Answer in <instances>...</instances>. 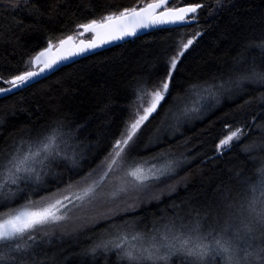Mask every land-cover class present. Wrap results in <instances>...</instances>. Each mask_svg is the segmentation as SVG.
<instances>
[{
    "label": "trees",
    "instance_id": "1",
    "mask_svg": "<svg viewBox=\"0 0 264 264\" xmlns=\"http://www.w3.org/2000/svg\"><path fill=\"white\" fill-rule=\"evenodd\" d=\"M138 0H24L9 1L10 10H0V74L9 76L24 69V61L49 40L74 32L75 25L113 10H121ZM191 1V0H190ZM205 2L196 24L157 30L123 44L87 56L69 64L51 76L0 99V159L10 154L21 141H31L38 134L62 126L68 131L60 148L68 155L86 154L80 164L60 162L53 165L41 185H32L29 193L47 195L72 181L75 171L87 176L99 171L101 161L111 151L126 123L137 107L149 97L138 91V81L160 77L158 69L172 54L176 41L185 42L195 32L200 35L185 53L174 88L158 110L149 117L138 133L141 138L130 159L155 153L162 146H171L192 161L184 170V185L168 198L140 203L132 219L144 227L167 218L190 220L198 213L204 222H223L229 218L228 205H234L245 193L243 180L253 175L257 181L264 167V151L246 145H264V105L256 102L264 88L245 86V93L231 92L209 116L193 123H178L167 117L177 99L189 93L192 84L206 80L221 83L237 66L264 67V0H194ZM176 4H180L177 0ZM172 5V4H170ZM6 8V7H3ZM189 96V95H188ZM229 95L227 94L226 97ZM254 103L241 109L245 100ZM259 113V115H258ZM255 118L253 127L250 120ZM180 122V121H179ZM231 129L252 125L239 145L213 156L220 136ZM24 146V145H23ZM210 157H215L209 159ZM250 160L252 162H250ZM131 164H134L129 160ZM256 161H260L256 163ZM6 162V161H5ZM137 163V162H136ZM255 164V167L253 166ZM70 165V169L67 167ZM74 178V177H73ZM92 178H96L93 174ZM83 183L82 179H73ZM15 190V186H12ZM24 187L23 184L20 185ZM41 188L48 189L39 193ZM39 196V197H41ZM27 200L20 193L8 206ZM3 208V209H4ZM257 246H261L259 240ZM253 249H250L252 251ZM68 257V258H67ZM62 264L80 261L76 250L57 251ZM93 264H124L114 252Z\"/></svg>",
    "mask_w": 264,
    "mask_h": 264
},
{
    "label": "snow or ice",
    "instance_id": "2",
    "mask_svg": "<svg viewBox=\"0 0 264 264\" xmlns=\"http://www.w3.org/2000/svg\"><path fill=\"white\" fill-rule=\"evenodd\" d=\"M170 2L176 5L177 0L137 3L118 13H107L80 23L76 25L75 34L57 37L56 43L49 40L47 47L24 61L23 71L7 78L0 74V84L5 85L0 87V97L30 87L46 72L53 71L62 63L128 37H136L142 30L161 28L167 31L170 29L164 26L189 25L204 7L202 3L169 6ZM180 2L183 3V0ZM220 2L221 0H216L217 4ZM85 34H91V37L87 40L78 39ZM200 35L202 33L197 32L186 42H175L172 54L158 69V79L138 81V91L142 94L138 99L149 97L148 106L135 111L134 119L126 123L111 151L101 161L99 171L93 169L82 178L83 186L80 182L68 183L65 188L41 196L39 200L29 198L23 204L0 211V264H24L32 255L30 250L38 246L37 236H48L51 226H59L61 222L71 220L69 213L72 208L82 207L85 201L91 204L98 200H133L132 204L121 210L110 209L107 218H111L120 215V211H135L139 203L148 202L149 199L158 201L160 197L156 191L170 196L176 192V185L186 187V177H179L178 170L191 162L187 156L170 161L162 169H155L153 166L146 170L143 164H137L124 171L123 176L119 173L126 166L130 152L135 150L142 138L137 136L140 128L156 112L166 96L173 99L169 90L175 87L174 77L179 74L185 53ZM260 47L264 48V44ZM245 86L264 88V71H257L254 66L240 65L229 74L228 79L218 85H208L206 82L204 85L192 84L188 94L198 97V100L191 107L185 104L176 119L179 122L180 117L187 119L192 115L199 118L219 105L221 95L231 93L233 89L242 95L245 93ZM228 99H232V95ZM256 102L264 105V92L259 93ZM253 103L251 99L245 100L240 107L242 109ZM254 121L255 118L249 123L253 127H261ZM226 128L229 129V134L219 139L214 149L217 156L222 155L223 151H230L233 141L239 145L242 137L247 135L243 127L231 129L226 125ZM65 135L62 126L57 124L46 135L41 133L34 140L21 141L10 154L0 159V208L7 202L14 201L20 193L28 195L26 189L35 191L31 186L41 185L44 175H48L53 165L59 166L62 161L73 168L78 166L82 155H68L60 148L61 144L66 143ZM25 144L26 149L23 147ZM254 148L264 151V145H246L242 151L250 153ZM212 158L215 157L209 159ZM259 172L261 176L258 181L255 175L243 180L246 191L234 205H228L229 218L223 222L216 220L213 224H202L199 213L188 223L177 217L164 225L163 231L154 227L145 235H132L131 239L139 241V245L127 244L129 236L122 231L112 239L94 242L86 250V254L114 252L116 259L124 264H172L173 258H177L181 264H219L221 261L222 264H264V167ZM94 173L96 178H92ZM129 177L131 181L126 179ZM106 181L116 182L111 191H105ZM21 184L24 185L23 188L20 187ZM12 186H15V190ZM73 188H78V191L71 196L65 194ZM129 227V223L125 221V229ZM257 240L261 246L256 245Z\"/></svg>",
    "mask_w": 264,
    "mask_h": 264
},
{
    "label": "bare ground",
    "instance_id": "3",
    "mask_svg": "<svg viewBox=\"0 0 264 264\" xmlns=\"http://www.w3.org/2000/svg\"><path fill=\"white\" fill-rule=\"evenodd\" d=\"M9 1H13V0H0V10L1 9H6V11H8V10H10V2ZM25 2H28V1H33V0H24ZM148 2H150V0H138L137 2H135L134 4H132V5H129V6H126V7H124V8H130V7H132V6H134V5H136L137 3H140V4H146V3H148ZM189 3H202L204 6H205V2H201V1H194V0H183V3H181L180 2V4H176V5H170L171 4V2L169 3V6H186L187 4H189ZM3 7H6V8H3ZM201 10H202V8L198 11V13L196 14V20L195 21H192L189 25H186V26H190V25H193V24H196L198 21H199V19H200V13H201ZM111 12H116V13H118L119 11L118 10H113V11H110V12H106V13H104V14H107V13H111ZM103 14V15H104ZM102 16V15H101ZM101 16H98V17H95V18H99V17H101ZM90 20V19H89ZM85 22H88V20H85V21H82V22H79V23H77L76 25H78V24H80V23H85ZM76 25H75V29H76ZM166 28H168V29H171V28H179V27H183V26H175V25H169V26H165ZM157 30H161V28H154V29H152V30H150V31H148V32H143V33H140L138 36H136V37H132V38H130V39H127V40H124L123 42H120V43H117V44H115V45H118V44H123V43H125V42H127V41H130V40H134V39H136V38H138V37H140V36H143V35H145V34H148V33H150V32H153V31H157ZM196 33V32H195ZM73 34H75V31L73 32H70V33H68V34H65V35H63L61 38H63V37H66L67 35H73ZM91 37V34H85L83 37H79L78 39H89ZM53 43H56L57 41L56 40H51ZM186 42V41H185ZM48 44V43H47ZM47 44L45 45V46H43L42 48H39L36 52H38V51H41V50H43L45 47H47ZM115 45H111V46H108V47H105V48H102V49H100V50H98V51H96L95 53H98V52H101V51H103V50H106V49H108V48H111V47H113V46H115ZM36 52H34L31 56H33ZM95 53H92V54H90V55H93V54H95ZM90 55H87V56H90ZM87 56H85V57H87ZM85 57H82V58H80V59H83V58H85ZM80 59H78V60H76V61H79ZM76 61H74V62H76ZM74 62H70V63H65V64H63L61 67H59V68H57L55 71H53V72H51L49 75H47V76H45V77H43L42 79H40V80H38V82L39 81H41V80H43V79H45V78H47V77H49V76H51L52 74H54L55 72H57V71H59L61 68H63V67H65V66H67V65H69V64H72V63H74ZM24 70V69H23ZM23 70H21V71H23ZM258 71V70H257ZM260 71H264V67H262L261 69H260ZM19 73V72H18ZM18 73H16V74H18ZM6 78L8 77V76H5ZM218 80H216V81H212V80H206V83L208 84V85H218L219 84V82H217ZM37 82H34V83H32L31 85H33V84H36ZM204 84H205V82H204ZM204 84H200V85H204ZM3 86H5V85H2V84H0V87H3ZM27 88V87H26ZM25 89V88H24ZM23 90V89H22ZM170 90H171V88H170ZM170 90H169V92H170ZM20 91V90H19ZM235 91V89H233L232 90V92H234ZM16 92H18V91H15L14 93H16ZM14 93H11V94H14ZM11 94H8L7 96H10ZM227 94L228 95H231V94H229V93H224L223 95H221V97H220V103H219V105L218 106H220L221 105V103L225 100V99H227L228 97H226L227 96ZM189 94H187V95H185V96H183L182 98H180V99H177V102L175 103V106L170 110V111H168V115H167V117L170 119V120H173L174 122H178L177 121V117L180 115V110L184 107V105L186 104L187 106H189V107H191V106H193V104L198 100V97H196V96H194V95H189ZM6 96V97H7ZM2 98H5V97H0V99H2ZM167 98V96L165 97V99ZM148 101H149V99L147 100V101H143L138 107H137V109L138 108H141V107H147L148 106ZM165 101V100H164ZM164 101H162L161 102V104L164 102ZM201 103L203 102V101H200ZM218 106L216 107V108H218ZM159 108V107H158ZM158 108H157V110H158ZM215 108V109H216ZM214 109V110H215ZM156 110V111H157ZM213 111V110H212ZM212 111H210V112H207V113H204L203 115H201L199 118H197V116L196 115H192L190 118H187V119H185V118H183V117H180V119H179V121L180 122H178V123H185V124H187V123H193V122H196V121H198V120H201V119H203V118H205L206 116H209V114L212 112ZM134 119V116L131 118V120H129L128 122H130V121H132ZM127 122V123H128ZM251 126L252 125H249V126H247L248 127V129H251ZM240 127H243L244 128V130H245V132H246V127H245V125H243V126H240ZM247 129V132L249 131ZM63 132L66 134V136H67V134H68V131H67V129L66 130H63ZM139 134L140 133H137V136H139ZM227 134H229V130L226 132V133H223L221 136H220V138L219 139H222L225 135H227ZM243 138V137H242ZM236 141H233L232 142V144L230 145V148L233 146V144L235 143ZM25 149H26V147H27V144H25L24 146H23ZM15 149V148H14ZM14 149H12V150H10V153L14 150ZM225 151H223V153H224ZM108 155V154H107ZM132 155L135 157V158H129L128 160H127V163H126V166H125V171L127 170V169H129V168H132V167H134V166H136L137 164H143V166L145 167V169L147 170L149 167H153V166H155V169H162L163 167H165L167 164H169V162L170 161H173V160H181L184 156L183 155H180V151L178 150V149H175V148H173V147H171V146H162V147H160L159 148V150H157V152H155V153H150V154H147V155H143V156H140V157H136L133 153H132ZM213 156H217L216 154H215V152H214V154H213ZM188 157V156H187ZM84 159H86V154L85 155H82V158H81V161L79 162V164L84 160ZM188 159L190 160V161H192L189 157H188ZM129 160H131L134 164H131V163H129L130 161ZM79 161V160H78ZM137 162V163H136ZM189 163H187V164H185V165H183L179 170H178V176L179 177H181L182 175H184V170H185V168L187 167V165H188ZM70 165H68L67 167L70 169V167H69ZM82 174L83 173H78V171H75V173H73L72 174V176L71 177H69V179H72V181L71 182H69V183H73V179H75V178H77L78 180L79 179H82L83 177H85V174H84V176H82ZM42 175H43V173H42ZM48 175H49V172H48ZM46 177H47V175H44V178H43V180L44 179H46ZM74 177V178H73ZM127 179H131L130 177L129 178H127ZM256 181H254V183H255ZM77 183V182H76ZM84 183V182H83ZM83 183L81 184L80 183V185L81 186H83ZM66 183L62 186V187H60L59 189H63V188H65L66 187ZM162 187V186H161ZM177 187H178V185H176V189H177ZM48 189H45V188H41V190H40V192L39 193H44V192H46ZM57 189H52V190H50L49 192H48V194L50 193V192H55ZM78 191V188H73L71 191H69V192H67V193H65V194H67V195H69V194H72L73 192H77ZM26 192H28L27 190H26ZM47 194V195H48ZM156 194L157 195H159V200H162V199H164V198H168V197H170L169 195H167V194H161L159 191H156ZM22 195L23 196H25L27 199H32V200H39L40 199V197L39 196H41V195H39V194H36L35 192L32 194V193H29L28 192V195H25L24 193H22ZM173 195V194H172ZM43 196H46V195H43ZM25 201L26 200H24V201H22L21 203H19V205L20 204H23V203H25ZM148 201H154V200H151V199H149ZM133 203V201H129V202H127V204L125 205V207H127L128 205H130V204H132ZM140 203L137 205V207H136V210H138L139 208H140ZM5 206V205H4ZM16 206H18V205H16ZM16 206H13V205H11V206H8V207H6V208H0V211H6L8 208H11V207H16ZM116 210H121L120 208H117ZM136 210L135 211H132V212H124V211H120V215H116V216H112L111 218H107V216L106 217H104V218H102L101 219V222H103L101 225L103 226L102 227V230H100V231H105L101 236L99 235L98 237V239L97 240H95L94 238L96 237V235H92V237L91 238H89V240H87V241H83V242H81V244H79L77 247H73V249L72 250H76L77 252H79L81 255H83V256H81V260L79 261L80 262V264H93V263H96V261L97 260H105V258L109 255V253H111V252H109V253H107V254H102V253H100V252H97L96 254H94V255H90V254H86V250L87 249H89L91 246H92V244L94 243V242H99L100 240H108V239H112V238H114L115 236H118L121 232H116L115 230H114V226H113V224H116L117 222H124L125 223V221H127V222H129V221H133L134 219H132L133 217H134V215H135V213H136ZM169 222V220L167 219V218H164V219H162V220H158V221H155L154 223H151L149 226H147V227H144L143 225H140V224H138V227L142 230V231H145V232H151L152 231V229L154 228V227H162L163 225H166L167 223ZM189 221L188 220H184V223H188ZM215 222V221H214ZM214 222H212V223H210V222H203L202 221V224H213ZM121 230V229H120ZM122 231V230H121ZM91 233H93V232H91ZM114 234H118V235H114ZM41 235V234H40ZM40 235H38L37 236V241H38V244L40 243V239L41 238H39V236ZM29 243H31V242H29ZM6 251V250H5ZM31 252H32V255L31 256H29L26 260H28L31 264H62V262H59V261H57L56 260V257H52V256H43L42 254H40V248L37 246H34V248L33 249H31L30 250ZM249 251H250V249H249ZM68 258V257H67ZM172 264H181V262L177 259V258H173V261H172ZM219 264H222V261L221 262H219Z\"/></svg>",
    "mask_w": 264,
    "mask_h": 264
},
{
    "label": "rangeland",
    "instance_id": "4",
    "mask_svg": "<svg viewBox=\"0 0 264 264\" xmlns=\"http://www.w3.org/2000/svg\"><path fill=\"white\" fill-rule=\"evenodd\" d=\"M124 171L125 167L121 169L119 174L123 176ZM127 180L131 181V179ZM115 183V181H106L105 191H111ZM71 195L72 194H69V196ZM129 201L133 200L127 198L114 202H105L103 200H98L93 201L91 204L85 201L83 203V206L79 208H72V205H69V208H72V211L69 213V215L72 216V219L61 222L59 226H51L48 229V236H43L42 234L39 236V238H41L40 243L38 244V247L40 248V254H42L43 256L56 257L58 250H61L62 252H69L73 249V247H77L79 244H81V242L89 240L92 235H96L94 239L97 240L99 238L98 236H101L105 232L100 231L103 227L101 225L103 223L101 222V219L108 215L110 209L125 208V205ZM77 203L79 202L77 201ZM78 217L80 219H77ZM128 223L130 227L125 229L124 222H117L116 224H113L114 230L117 233L123 231L128 234L129 239L127 241V244L139 245V241H134L131 239L132 235H135L136 233L145 235L148 232L142 231L138 227V224L135 220L129 221ZM82 224L85 226L81 227ZM163 226L159 227L161 231H163ZM80 256L83 255L80 254ZM24 264L31 263L28 260H25ZM73 264H80V262L73 260Z\"/></svg>",
    "mask_w": 264,
    "mask_h": 264
},
{
    "label": "water",
    "instance_id": "5",
    "mask_svg": "<svg viewBox=\"0 0 264 264\" xmlns=\"http://www.w3.org/2000/svg\"><path fill=\"white\" fill-rule=\"evenodd\" d=\"M167 26H169V25H167ZM164 27H165V26H164ZM152 29H154V28H152ZM152 29L142 30V31H140V33L148 32V31H150V30H152ZM140 33H139V34H140ZM130 38H132V37H128V38H126L125 40L130 39ZM84 40H86V39H84ZM123 41H124V40H123ZM123 41L115 42V43H112V44L106 45V46H104V47H102V48H105V47H108V46H111V45H115V44L120 43V42H123ZM102 48H99V49H96L95 51H91V52H88L87 54H84V55H81V56L75 57L74 60H71V61L66 62V63L74 62V61H76V60H78V59H80V58H82V57H85V56H87V55H90V54H92V53H95L96 51H98V50H100V49H102ZM53 52L55 53V49H53ZM63 64H65V63H62L59 67H61ZM59 67H58V68H59ZM56 69H57V68H56ZM56 69H54L53 71H55ZM53 71L46 72V73L44 74V76H41V77L39 78V80L42 79L43 77L49 75V74H50L51 72H53ZM33 83H34V82H33Z\"/></svg>",
    "mask_w": 264,
    "mask_h": 264
}]
</instances>
